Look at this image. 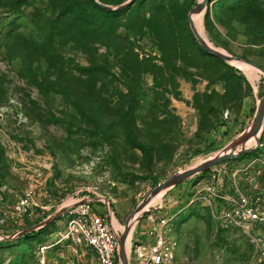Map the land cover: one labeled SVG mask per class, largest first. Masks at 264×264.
I'll return each instance as SVG.
<instances>
[{
  "label": "rangeland",
  "instance_id": "1",
  "mask_svg": "<svg viewBox=\"0 0 264 264\" xmlns=\"http://www.w3.org/2000/svg\"><path fill=\"white\" fill-rule=\"evenodd\" d=\"M129 1L0 0V264H30L43 244L57 264H96L63 238L73 199L104 196L126 227L159 184L254 119L264 74L199 46L188 16L201 0ZM95 2L124 7L108 17ZM202 25L214 48L264 69V0H212ZM249 153L148 209L172 219L177 264H264V128Z\"/></svg>",
  "mask_w": 264,
  "mask_h": 264
},
{
  "label": "built area",
  "instance_id": "2",
  "mask_svg": "<svg viewBox=\"0 0 264 264\" xmlns=\"http://www.w3.org/2000/svg\"><path fill=\"white\" fill-rule=\"evenodd\" d=\"M145 212L144 235L147 243L134 245V228L126 255L127 264H177L179 242L174 236L172 219L161 215L157 209ZM62 216L66 218L63 238L72 237L83 243L95 254L96 264H119L120 237L125 227L119 223L108 199L90 191L81 198L73 199L64 208ZM227 217L231 219L230 214ZM52 247L44 244L37 247L34 261L30 264H57L49 257Z\"/></svg>",
  "mask_w": 264,
  "mask_h": 264
},
{
  "label": "water",
  "instance_id": "3",
  "mask_svg": "<svg viewBox=\"0 0 264 264\" xmlns=\"http://www.w3.org/2000/svg\"><path fill=\"white\" fill-rule=\"evenodd\" d=\"M133 0H130L128 4H130ZM212 0H202L189 14L188 16V22H189V27L191 29L192 35L194 36L195 40L197 41V43L199 44V46L209 55H211L212 57L221 60L222 62L226 63V64H230L232 65L234 62H239L241 61L238 58H234L228 55H222L221 53L212 50L208 47L206 41L200 37V35L198 34V32L196 31L192 21H191V16L200 12H203L206 10V6L211 2ZM96 5L98 7H100L101 9L105 10V11H118L121 8H123L124 6L121 7H117V8H110L104 4L95 2ZM126 6V5H125ZM243 62V61H241ZM246 63V62H244ZM248 65H251L252 67L256 68L259 72L264 74V69L252 64V63H246ZM264 128V97L261 98V100L258 103L257 109H256V113L254 116V119L250 125V127L248 128V131L245 135L246 138H255L256 139V145L255 147H253L252 149H241L237 154H224L221 155L219 157L213 158L207 162H205L204 164H202L200 167H198L197 169H192V170H186L183 171L175 176H173L172 178L166 180L165 182L159 184L148 196V198L146 199V201L144 203H142L137 209L136 211L131 215V218H133L135 216L136 213L140 212L141 210H143V208L148 204V202L155 196H157L158 194L172 188L175 187L179 184H181L182 182L188 180L189 178L195 176L196 174L199 173H203L206 170L217 166L229 159H233L236 158L238 156H241L245 153H249L252 151H256L258 149V147H260V136L261 133L263 131ZM64 212V210H62L59 215H62ZM144 213V212H143ZM56 217V216H54ZM128 224L125 227V230L123 232V234L120 237V250H119V261L121 264H127V256H126V252H125V248H124V243H125V239L126 236L128 234ZM19 235H23V233H20ZM8 239H13V238H8Z\"/></svg>",
  "mask_w": 264,
  "mask_h": 264
},
{
  "label": "bare ground",
  "instance_id": "4",
  "mask_svg": "<svg viewBox=\"0 0 264 264\" xmlns=\"http://www.w3.org/2000/svg\"><path fill=\"white\" fill-rule=\"evenodd\" d=\"M203 15H204V11L200 12V13H197V14H194V15L191 16V21H192L196 31L198 32L200 37H202L206 41V43H207V45H208V47L210 49L215 50V51L221 53L222 55H226V54L222 53L221 51L217 50L216 48H214L213 45L210 44L207 41V39L205 38L204 31H203V25H202L203 24ZM232 65H234V66L236 65L237 67H239L240 69H242V70H244L246 72L249 71V69H250L249 67H252L251 65H248V64H246L244 62H241V61L234 62ZM247 131H248V129L241 136H239L234 142H230L223 149V153L222 154H220V155L217 154L218 156H208V157L199 156V157L195 158L191 162V164L187 168V170L197 169L198 167H200L205 162H207V161H209V160H211L213 158L219 157L221 155H224V154H237L241 149H252L256 145V139L255 138H246L245 135H246ZM245 146H250V148H245ZM159 199H160V195L158 194L157 196L153 197L148 202V204L143 208V210H141L140 212L136 213L135 216L133 218H131L132 220L130 219L131 221H129V224H128V234L126 236L125 243H124V248H125L126 255L128 253V248H129V245H130V236H131L132 227L134 225L136 226L137 219L141 216V214L143 212L147 211L149 208L154 207L158 203Z\"/></svg>",
  "mask_w": 264,
  "mask_h": 264
},
{
  "label": "trees",
  "instance_id": "5",
  "mask_svg": "<svg viewBox=\"0 0 264 264\" xmlns=\"http://www.w3.org/2000/svg\"><path fill=\"white\" fill-rule=\"evenodd\" d=\"M89 2L91 4H94L93 0H89ZM96 9L99 11V13L103 14L104 16H108V17L117 15L118 13L122 12V10L121 11H105L101 9L100 7H97ZM207 14L205 16H207ZM248 154H251V153H245L243 155H248Z\"/></svg>",
  "mask_w": 264,
  "mask_h": 264
}]
</instances>
